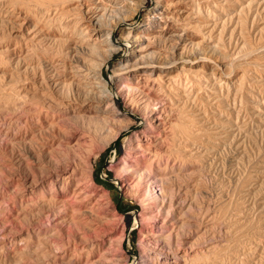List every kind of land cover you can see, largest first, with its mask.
<instances>
[{
  "label": "rangeland",
  "instance_id": "rangeland-1",
  "mask_svg": "<svg viewBox=\"0 0 264 264\" xmlns=\"http://www.w3.org/2000/svg\"><path fill=\"white\" fill-rule=\"evenodd\" d=\"M193 1L175 0L194 11L180 25L200 39L180 49L210 66L180 72L182 87L161 84L160 104L137 92L140 112H129L116 67L132 42L121 33L143 25L156 0L134 9L103 70L127 115L114 121L121 133L103 132L54 195L55 158H71L77 136L63 133L82 127L55 101L99 92L95 78L81 75L84 60L98 58L80 47L87 30L74 0H0V264H264V0ZM156 112L165 128L150 127ZM143 131L151 142L144 153L135 140ZM49 200L62 209L39 206Z\"/></svg>",
  "mask_w": 264,
  "mask_h": 264
},
{
  "label": "bare ground",
  "instance_id": "bare-ground-1",
  "mask_svg": "<svg viewBox=\"0 0 264 264\" xmlns=\"http://www.w3.org/2000/svg\"><path fill=\"white\" fill-rule=\"evenodd\" d=\"M231 1H233V0H231ZM65 2H67V1H65ZM145 2H146V0H74V2L69 3L70 6H73V7L75 6V8L76 7L78 8V12L80 14V16H79L80 18H78V19H79V21H82V22L85 23V28H86L85 30H87L86 33H83V34L82 33L81 34L78 33V34H76L77 33L76 32L77 28H76V30H75L76 33L73 32L74 34H76V36L79 35V34H80V36L84 35V34L86 36V37L84 36L82 39H80V41H78L79 39L77 38L78 39L77 41L81 42V43H79L80 47L84 46V48L90 50L98 58V60H96L95 62L92 61L93 63H89L90 62L89 61V57H88V60H86V61L84 60V64H83L84 68H81V70H82L81 75L83 73L82 76H84L85 78L86 77L95 78L97 80L96 83L99 84L98 86L95 85V86L98 87V89H99L98 91L99 92H97V93H95L93 91H91V93L87 92L88 94H86L85 96L78 95V97L77 98L75 97L73 100L71 98H69V97L68 98L67 97H63V98L55 101L56 104L59 106L58 108L62 109V111H64V113H66V115L68 114L70 116V114L73 113L72 115L74 116V115L78 114V116H80L81 119H82V125H81L82 127H80V129H79V131L80 130L81 131L80 132L78 131L79 134L75 132V128L72 131H69L67 133H63L67 138H71L72 136L77 135L76 136L77 139L75 138V140H76L75 143H74L75 145L73 144L74 148H73V152H72L73 155L71 156V158L70 157H66V159H62V158H57L55 156L56 157L55 158V165L52 168L53 172L55 174L54 175L55 180H53L54 182L50 181L49 182V186L47 185L48 187H50L52 189L54 195H55V192L57 190L56 188H60L62 186L63 180H65V177H67L69 174H72V175L75 174V172H76L75 169H78V168H76V164H78V159L84 160L83 157L85 156V154L89 150V148L92 146L94 141L97 140L98 137L99 138L101 136L103 137L102 134L106 130L109 129L110 130V131H108L109 133L112 131L111 129L116 130L117 129V125L120 122L116 125V122H114V121L119 120V118H123L124 115L127 117L126 114L123 115L122 113H120L117 110L116 102H115L116 100L114 99L115 93L111 92V90L108 89L109 88L108 87V81L104 80L103 70H104V66L108 63V61H110V59L113 56V54L118 50L117 44L115 42H113V36H114V33H115L116 29L119 26H121L122 23L127 20V18L129 19V14H131L134 9L142 7L145 4ZM176 2H175V0H156L155 8L153 9V11L149 15H147L146 21H145V23L143 25H141V26H139L137 28L136 27L135 28L134 27H127L125 29H122L123 31L121 33L122 34L121 37L123 39L131 40L132 47H130L128 57L126 59H124V61H122L121 63H118V65L116 67L117 73L116 72L115 73H116V76L119 77V81H120L119 84H118V89H119L118 93L121 94V95L125 94V93L129 94V97L127 99L128 101L126 103H127V108L129 110V112H131V113L135 114L137 112H140V107L138 106V103H136V101H135V96L137 95L136 94L137 92L139 93L140 96H143L146 99V101L148 102L147 105H150L151 102L153 103V102H156V101L158 102V101L162 100L161 98H162V96H164V94L162 95V91L164 89L161 90L162 89L161 88V86H162L161 84H165V86L167 84H168L167 86H169L170 84H175V85L177 84V87H178V84L180 83L179 85L181 86V83L184 84L183 83L184 81L183 82L180 81L181 77H182V76L179 77L180 76V74H179L180 72L188 71V69H191V67H193L195 64H198V63L201 64L200 62L203 63V66L205 64L207 66H210V62L208 63L206 57H201V53L200 52L194 54V52H189L188 50H184V48L182 50L180 49L182 44H187V45L191 44V45H193V43H195V41L200 40V39H198V37L194 36L193 32H191V30H189V28L186 29L184 24H182L183 27L180 25L181 24L180 23V18L181 17H179V16L182 15V16H187L188 18L191 17L193 15V14L191 15V13L193 11L192 8L191 9L188 8L187 7L188 6L187 3H186L185 6H179L178 7L175 4ZM194 2H196V1L194 0L193 3ZM83 4H84V6H83ZM178 4H180V3H178ZM200 4H199V6H200ZM214 7H215V5H214ZM221 7H220V10H219L220 12H222L221 10H223ZM200 8H201V11H202L203 10L202 7H199V9ZM230 8H232V6ZM55 9H57V8L55 7ZM68 9H70V8H68ZM233 9H234V7H233ZM60 10H59V12H60ZM210 10H213V9H210V7H209V11ZM239 10H240V8H239ZM210 12H212V16L214 15V17H215L216 11H215V13L213 11H210ZM223 12H225V10ZM133 13H134V11H133ZM196 13L202 14V12L199 13L198 11H196ZM209 13H208V15H209ZM135 14H136V12H135ZM195 15H197V14H195ZM73 21H74V19H73ZM77 22L78 21H76L75 23L78 24ZM214 22H215V20H214ZM183 23H184V21H183ZM185 25H186V21H185ZM184 27H185V29H184ZM224 28H225V26H224ZM78 29H80V28H78ZM80 32H82V31L80 30ZM20 33H23V31H21ZM72 37H74V36H72ZM72 37L70 36V38H71V39L69 38L70 41L73 40ZM166 43L168 44V46H167ZM165 44H166V46H165ZM79 53L81 54V52H79ZM79 53H78V55H79ZM230 59H231V57H230ZM87 61H89V62H87ZM78 66H80V65H78ZM212 70L215 71L217 69H212ZM77 73H79V71ZM73 74H75V73H73ZM185 75L188 77L187 74H185ZM177 76H178V78H177ZM72 77H73V75H72ZM76 77L77 76H75V78ZM185 77L183 78V80L185 79ZM85 78H83V79H85ZM79 79H81V78L79 77ZM187 80H189V77L186 79V81ZM53 81H55V79ZM81 81H82V79H81ZM75 82H76V80H75ZM82 82H87V80H85V81L83 80ZM87 83H89V82H87ZM92 83H93V81H92ZM92 83L89 86H91V85L93 86L94 83L93 84ZM187 83H189V82L187 81ZM83 85L85 86L86 83L83 84ZM184 85H182V86H184ZM170 87H172V85ZM177 87H175L176 90H177ZM87 89L89 91L88 87H87ZM174 89L172 88V90H174ZM158 90H161V95L162 96L160 95V92H158ZM94 91H97V90H94ZM170 91H171V89H170ZM181 91H183V90H181ZM165 92H166V90H165ZM165 92L163 91V93H165ZM166 96L167 95H165V97ZM54 98H56V97H54ZM165 99L163 101H166ZM54 100H56V99H54ZM89 101L94 102V104H92ZM168 101H170V100H168ZM167 102H163L164 105ZM82 103H91V104H89L87 109H84V108L80 107ZM139 103H140V101H139ZM77 105H80V106H77ZM156 105H158V104H156ZM167 105H165V106H167ZM170 107H171V105H170ZM54 109H56V108H54ZM161 109L162 108L160 107L159 110H161ZM171 110H173V109H171ZM110 112H112V114H110ZM156 113H157L156 115H154L155 113L152 116L148 115L149 117H148L147 121L149 122L150 127L151 128L153 127V129H156L154 127H157L159 129H162L163 127L165 128L166 127L165 126V120L161 118V114L159 112H156ZM124 119H122V120H124ZM121 130H122L121 128L119 130H116L115 131L116 133L114 132V137H117L121 133ZM149 132H151L150 129H149ZM164 132H165V130H164ZM111 134L112 133H110V135ZM147 137H148V134H146V132H144V131H143V133H141L139 135L137 134L135 136V140H137L138 144H140L139 147H141V145L147 147L149 144H151V142L148 141ZM110 140H111V138H110ZM71 142H73V141H71ZM71 142H70V144H71ZM105 142H107V140ZM131 143L133 144V140H131ZM56 147H54V148H56ZM144 148L141 147V149H143L142 152L145 151ZM48 149H49V147H48ZM152 149H153V147H152ZM56 150L57 149H51L52 152L50 150L49 151H50V153H52V155H54L53 153ZM150 151H146V153L149 154L148 152H150ZM66 154H67V152H66ZM63 156H65V155H63ZM138 161L140 162L141 160L139 159ZM148 161H149V159H148ZM123 162L125 163L126 161H123ZM136 162H137V160H136ZM80 164H82V163H80ZM140 164H141V162H140ZM69 178L70 177H68L67 180H69ZM67 180H65V181L67 182ZM45 183H47V182H45ZM45 183H43V184H45ZM149 183H150V181H149ZM151 185L153 186V184H151ZM162 187L164 188V185ZM41 188H43V189H40V191L41 190H45L44 185ZM63 188H65V187H63ZM35 193H36V191H35ZM45 193L43 192V195ZM161 194H164V193H161ZM43 195H42V197H43ZM36 196H37V194H36ZM36 200H38V199H36ZM51 200L47 201L44 204H43V202L42 203L40 202L41 204H39V206L43 207L44 210H48L50 212H52V211H60L62 208L59 209L56 201H51ZM47 217H48V215H47Z\"/></svg>",
  "mask_w": 264,
  "mask_h": 264
},
{
  "label": "trees",
  "instance_id": "trees-1",
  "mask_svg": "<svg viewBox=\"0 0 264 264\" xmlns=\"http://www.w3.org/2000/svg\"><path fill=\"white\" fill-rule=\"evenodd\" d=\"M120 144H121V142H119V143L117 144V146L119 147ZM107 174H108L109 176H111V172L108 171ZM137 209H138V208H137ZM119 210H120L122 213H127V212H128V209L125 208V207H123L121 203L119 204Z\"/></svg>",
  "mask_w": 264,
  "mask_h": 264
}]
</instances>
